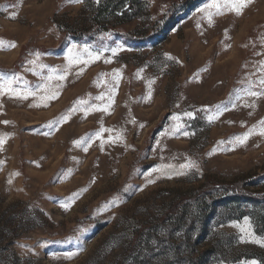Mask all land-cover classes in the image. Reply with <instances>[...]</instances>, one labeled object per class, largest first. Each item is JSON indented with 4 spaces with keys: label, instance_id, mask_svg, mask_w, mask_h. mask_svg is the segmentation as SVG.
<instances>
[{
    "label": "rangeland",
    "instance_id": "1",
    "mask_svg": "<svg viewBox=\"0 0 264 264\" xmlns=\"http://www.w3.org/2000/svg\"><path fill=\"white\" fill-rule=\"evenodd\" d=\"M174 1L146 0L142 18L76 40L72 33L90 30L97 0H0V40L16 44L0 50V75L20 77L13 85L20 90L47 83L58 91L46 102L0 96V264H251L248 253H264L252 242L264 235L248 218L213 214L202 222L190 210L185 221L158 226L181 196L201 186L238 181L250 188L248 178L264 175V96L244 94L249 81L264 77V0L240 17L215 16L212 26L197 11L210 2L202 1L159 36ZM73 45L85 59L84 47L103 56L74 65L63 81L47 80L68 66ZM35 53L46 67L29 64ZM115 69L122 72L118 84ZM110 89L109 112L88 111L105 107ZM217 105L226 110L210 123ZM186 111L195 118L183 117L184 127L166 134L172 117ZM102 127L111 130L102 134L103 149L95 136ZM254 127L246 144L232 142ZM188 160L200 171L171 179L152 171L179 170Z\"/></svg>",
    "mask_w": 264,
    "mask_h": 264
},
{
    "label": "trees",
    "instance_id": "2",
    "mask_svg": "<svg viewBox=\"0 0 264 264\" xmlns=\"http://www.w3.org/2000/svg\"><path fill=\"white\" fill-rule=\"evenodd\" d=\"M202 1L205 0H175L167 14L169 16L162 19L164 27L157 35H163L164 31L174 28L188 11ZM148 10L146 0H99V3L92 7L90 30L82 29L72 33L71 36L76 40L82 39L84 36L87 38L96 37L100 33L109 32L117 26L142 18ZM248 179H251L250 188L244 187L242 182L234 181L215 184L211 189L201 186L202 189L200 188L201 190L199 189L196 193H191L187 197L181 196L180 201L175 203L164 217L160 218L157 222L158 226L166 220H171L174 223L185 221L191 210L192 214L196 213L198 220H203L202 222L213 214L220 215L225 221L248 218L253 223L255 232L263 236L264 187L262 185L264 175H254ZM245 258L255 260L256 264H264V253L252 251Z\"/></svg>",
    "mask_w": 264,
    "mask_h": 264
},
{
    "label": "snow or ice",
    "instance_id": "3",
    "mask_svg": "<svg viewBox=\"0 0 264 264\" xmlns=\"http://www.w3.org/2000/svg\"><path fill=\"white\" fill-rule=\"evenodd\" d=\"M68 3H73V4H80L83 2V0H67ZM254 2V0H210L209 3L205 4L202 8H199L197 11L201 12L203 14V17L206 18L209 26H212L214 24V20L213 18L215 16H219V15H224L226 13H232L237 17H240L243 15L244 11ZM97 3H99V0H97ZM17 16L16 12L11 13L10 18L15 19ZM16 47L15 42H9L6 43L3 40H0V50H4L6 48H14ZM77 46L73 45L72 49H69L70 53H73V49H75ZM122 49L120 47L117 48H112L110 49L112 56H116L118 54L119 51H121ZM84 53L88 54V59H85L81 53L76 52L71 54L69 57H67L66 59H68V66L62 71L61 74L57 75L55 69L52 70V74L49 75L46 79L47 80H52V79H56V80H60L63 81L67 78V75L69 74V71L72 69V67L74 65H86L89 63H94L95 61L101 59V57L103 56V50L100 52H92L90 51L87 47H84L82 50ZM166 58L171 60L173 59L171 56H169L168 54H165ZM35 58L29 61V64L32 65H37L41 68L46 67L43 64H38V61L40 60V54L39 53H35L34 54ZM105 63H111V58H108L105 60ZM31 70V69H29ZM262 72H264V61H261V69ZM82 71V69H81ZM142 71V70H141ZM139 75V73H138ZM112 77L113 80L116 81V83L118 84L119 80L122 78V72L120 69H115L112 73ZM20 77L18 76H3L0 75V96H5L7 95L9 98H14L17 100H28L29 97H37L39 96L40 100L42 101H48V100H52L55 99L58 96V91H54L53 89H51L49 87V85L47 83L43 84V85H39L37 86L36 91H31V90H20L18 88L13 87V85H15L18 81H19ZM155 81H152L151 83H154ZM27 83V82H25ZM151 85H149L150 87ZM59 87V86H58ZM259 88L260 90H254V88ZM111 92V95L108 97L109 103L105 106V107H97V106H90L88 111H103L105 113L109 112V109L111 108L112 102H113V96L115 95V89H110L109 90ZM41 92L44 93V95H41ZM244 94L248 97H256V98H260L262 96H264V77H261L258 80V83L254 84L253 82L249 81V86L244 89ZM149 98L151 97V91L148 94ZM239 99V97H237ZM96 99L98 100H103L104 97L100 96V97H96ZM83 103V102H81ZM39 106V105H37ZM44 106H47V104L45 103ZM246 107H254L255 106V101H253V103L251 105L249 104H245ZM77 109H73L72 111H75ZM225 108H222L220 105L216 106V112L215 114L209 115L208 116V121L211 123L214 120L218 119L220 115H222L223 111H225ZM71 114V112L69 113V115ZM251 114V113H250ZM85 115H87V112H85ZM183 117H187L188 119H194L195 118V114L191 111H186L184 112L182 115L177 114L174 115L172 117L173 121L175 122L172 127H171V132L170 133H166V134H171V135H175L176 132L180 131L181 128L184 127L183 124ZM62 119L66 122L68 119V116L62 117ZM132 123H135V121H131ZM3 123L7 124L9 123L8 121H3ZM59 123V121L57 122ZM262 127L259 131V135L264 136V120H261L259 122ZM141 127H143V125H141ZM110 132V129H105V128H101L99 132H97L95 134L97 139H101L102 134L104 132ZM255 131V127L253 128V130H250L249 132L243 134L242 136H237L234 137L233 139V143L236 144L237 146L239 145H244L246 144L247 140L249 139V137L251 135L254 134ZM184 136H188L189 133L188 132H183ZM120 136H117V139H120ZM91 137L88 138V141H91ZM109 141L110 142H114L112 141V138L109 137ZM5 143V140L3 138H0V149L3 148V145ZM85 143V141L79 140V141H74V144H76L77 146H79L80 144ZM103 145H104V141L101 139V149H103ZM85 151H87V148L84 149ZM0 163H3L2 161H0ZM170 170V171H169ZM152 171L155 172H159L160 175L157 176V179L161 178V177H166L171 179L173 175H187L189 172L195 171V172H199V165L194 161V160H188L185 163L179 165V170H176L174 168V166L172 165H167L164 168H156L153 169ZM15 175H19V173H15ZM148 176H151V172L148 173ZM9 183H11V180L8 181ZM155 181L153 179H148L147 183L151 184L154 183ZM140 190H143L142 188ZM62 207H64L66 210L69 207L68 204H63ZM245 223H247V220L245 221ZM242 232H245V229H241ZM247 235H251V233H246ZM243 240V237L241 238ZM252 242L254 243H259L262 246H264V240H257L255 238H253ZM78 253H68L66 255V258L71 259L73 256L77 255ZM251 264H256L255 261H252Z\"/></svg>",
    "mask_w": 264,
    "mask_h": 264
}]
</instances>
